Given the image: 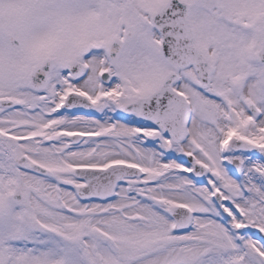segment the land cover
<instances>
[{
  "label": "snow or ice",
  "instance_id": "snow-or-ice-1",
  "mask_svg": "<svg viewBox=\"0 0 264 264\" xmlns=\"http://www.w3.org/2000/svg\"><path fill=\"white\" fill-rule=\"evenodd\" d=\"M0 264H264V0H0Z\"/></svg>",
  "mask_w": 264,
  "mask_h": 264
}]
</instances>
